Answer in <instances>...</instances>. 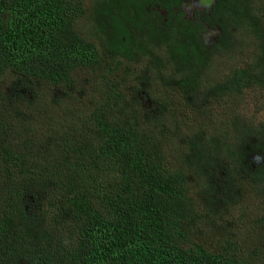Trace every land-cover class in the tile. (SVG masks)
<instances>
[{
  "label": "trees",
  "instance_id": "trees-1",
  "mask_svg": "<svg viewBox=\"0 0 264 264\" xmlns=\"http://www.w3.org/2000/svg\"><path fill=\"white\" fill-rule=\"evenodd\" d=\"M183 1L0 0V264H264V5Z\"/></svg>",
  "mask_w": 264,
  "mask_h": 264
},
{
  "label": "rangeland",
  "instance_id": "rangeland-1",
  "mask_svg": "<svg viewBox=\"0 0 264 264\" xmlns=\"http://www.w3.org/2000/svg\"><path fill=\"white\" fill-rule=\"evenodd\" d=\"M214 0H184L182 2V9L185 13V17L188 20H195L198 21L199 23L205 25V29L200 32V36L202 37L203 41L205 44L208 46L215 43L218 36H219V31L216 26H209V24L206 22V14L212 5ZM252 2L256 5V9L253 12H256L258 15H260L261 9L263 8L264 2L263 0H252ZM89 0H85L84 6L88 7ZM236 13V12H235ZM264 23V20H263ZM100 39L95 37L92 41L94 43H98ZM219 58V64H218V72H225L226 69L232 65L235 61H237L230 53L223 52ZM235 64V63H234ZM233 64V65H234ZM238 65V64H237ZM83 74V73H79ZM248 92V91H247ZM244 95L243 99L240 100V103L237 106L238 110L241 112H245L248 114L254 113L259 107H260V101L259 99H251L250 93H247ZM138 95V93H137ZM136 96V95H135ZM216 100H219L216 103H213V109L214 112H218L224 109L223 103L226 100V97H221V96H216ZM139 102V101H136ZM140 102L143 103L144 107L146 108L147 112L153 107V103L148 99L147 95L145 94H140ZM259 116L258 118H263L264 117V110L261 113H258ZM210 142L208 140L203 141L200 143V149L202 151V154L207 158L210 164L213 163V160H218L215 152L212 150L213 148L209 145ZM251 158L255 162H259L262 159V154H259L258 152H254L251 155ZM222 175V174H220Z\"/></svg>",
  "mask_w": 264,
  "mask_h": 264
}]
</instances>
